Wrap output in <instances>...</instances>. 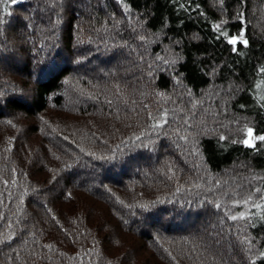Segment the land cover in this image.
Segmentation results:
<instances>
[{
    "label": "trees",
    "instance_id": "obj_1",
    "mask_svg": "<svg viewBox=\"0 0 264 264\" xmlns=\"http://www.w3.org/2000/svg\"><path fill=\"white\" fill-rule=\"evenodd\" d=\"M262 68L264 0H0V264H264Z\"/></svg>",
    "mask_w": 264,
    "mask_h": 264
},
{
    "label": "snow or ice",
    "instance_id": "obj_2",
    "mask_svg": "<svg viewBox=\"0 0 264 264\" xmlns=\"http://www.w3.org/2000/svg\"><path fill=\"white\" fill-rule=\"evenodd\" d=\"M16 2H17V0H11V3H16ZM219 27H220V26H217L218 29H219ZM220 34H221L222 36L227 35V33H224V32H222V31H221ZM238 41H239V42H242V43H244V44H247V41L244 40L242 34H240L238 37H237V36H233L231 39L228 40V43H229L230 45H235V44H237ZM235 50H236V49L234 48L233 51H235ZM261 71L264 72V68H262ZM158 126H159V125H158ZM253 136H254L253 129H252L251 127H249L248 130H247V138L244 139L242 142H243L246 146H248V147H254V144H253V142H252V141H253ZM221 139H223V137H221ZM255 139H258V140H260V141H264V135L256 136ZM217 207H219V205H217ZM256 207H257V208H262V207H264V205H259V204H258V205H256ZM238 218L243 219V218H244V214L241 213L240 217H237V216H235V215L231 216V219H232V220H236V219H238ZM260 255H261L262 258H264V251H262V252L260 253ZM253 264H255V262H253Z\"/></svg>",
    "mask_w": 264,
    "mask_h": 264
},
{
    "label": "rangeland",
    "instance_id": "obj_3",
    "mask_svg": "<svg viewBox=\"0 0 264 264\" xmlns=\"http://www.w3.org/2000/svg\"><path fill=\"white\" fill-rule=\"evenodd\" d=\"M101 59V58H100ZM114 60H116V59H110L109 60V63H112ZM100 61V60H99ZM101 61H102V63H104V60L103 59H101ZM114 63V62H113ZM76 172H79V171H76ZM99 176H102V177H104L105 178V176H103L102 174L101 175H99ZM107 177H108V175H106ZM159 222V221H158ZM158 222H156V224H158ZM185 227H187V226H185ZM192 227V226H191Z\"/></svg>",
    "mask_w": 264,
    "mask_h": 264
}]
</instances>
